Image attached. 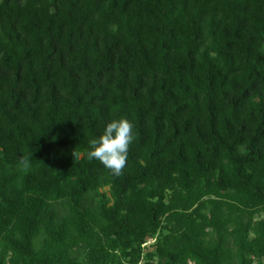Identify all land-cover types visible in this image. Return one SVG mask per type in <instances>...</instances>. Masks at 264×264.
<instances>
[{"label":"trees","instance_id":"trees-1","mask_svg":"<svg viewBox=\"0 0 264 264\" xmlns=\"http://www.w3.org/2000/svg\"><path fill=\"white\" fill-rule=\"evenodd\" d=\"M0 264H264V0H0Z\"/></svg>","mask_w":264,"mask_h":264},{"label":"clouds","instance_id":"clouds-1","mask_svg":"<svg viewBox=\"0 0 264 264\" xmlns=\"http://www.w3.org/2000/svg\"><path fill=\"white\" fill-rule=\"evenodd\" d=\"M134 140L133 125L125 118L113 119L104 128L103 133L89 140L87 156L96 159L114 176L123 174L128 159L129 147ZM31 157L23 156L19 164L23 170L30 167Z\"/></svg>","mask_w":264,"mask_h":264},{"label":"rangeland","instance_id":"rangeland-1","mask_svg":"<svg viewBox=\"0 0 264 264\" xmlns=\"http://www.w3.org/2000/svg\"><path fill=\"white\" fill-rule=\"evenodd\" d=\"M149 242H151V241H148L147 243H149Z\"/></svg>","mask_w":264,"mask_h":264}]
</instances>
